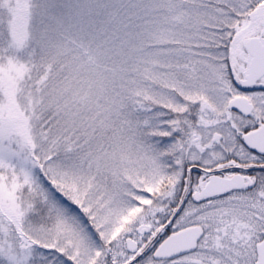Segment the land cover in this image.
I'll return each instance as SVG.
<instances>
[{"label": "snow or ice", "instance_id": "1", "mask_svg": "<svg viewBox=\"0 0 264 264\" xmlns=\"http://www.w3.org/2000/svg\"><path fill=\"white\" fill-rule=\"evenodd\" d=\"M0 264H264V0H0Z\"/></svg>", "mask_w": 264, "mask_h": 264}]
</instances>
